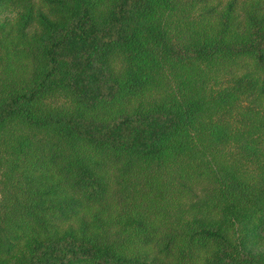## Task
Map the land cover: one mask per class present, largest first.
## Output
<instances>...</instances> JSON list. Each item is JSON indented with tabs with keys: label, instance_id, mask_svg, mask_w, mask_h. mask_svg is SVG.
I'll return each instance as SVG.
<instances>
[{
	"label": "trees",
	"instance_id": "trees-1",
	"mask_svg": "<svg viewBox=\"0 0 264 264\" xmlns=\"http://www.w3.org/2000/svg\"><path fill=\"white\" fill-rule=\"evenodd\" d=\"M0 264H264V0H0Z\"/></svg>",
	"mask_w": 264,
	"mask_h": 264
},
{
	"label": "rangeland",
	"instance_id": "rangeland-1",
	"mask_svg": "<svg viewBox=\"0 0 264 264\" xmlns=\"http://www.w3.org/2000/svg\"><path fill=\"white\" fill-rule=\"evenodd\" d=\"M17 10L15 8H5L0 10V32L1 30L9 31L10 34L15 32ZM255 253L264 254V243L251 247Z\"/></svg>",
	"mask_w": 264,
	"mask_h": 264
}]
</instances>
